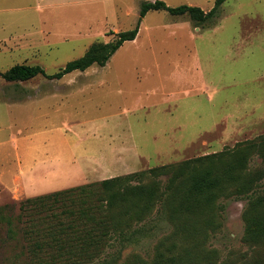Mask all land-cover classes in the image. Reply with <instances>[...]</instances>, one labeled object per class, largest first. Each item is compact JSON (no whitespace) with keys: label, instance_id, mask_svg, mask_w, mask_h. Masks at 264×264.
<instances>
[{"label":"rangeland","instance_id":"rangeland-1","mask_svg":"<svg viewBox=\"0 0 264 264\" xmlns=\"http://www.w3.org/2000/svg\"><path fill=\"white\" fill-rule=\"evenodd\" d=\"M142 1L0 0V72L20 63L57 72L92 43L134 28ZM164 1L209 11L216 0ZM259 135L264 0H226L203 26L187 15L150 10L137 37L104 66L60 79L38 74L8 81L0 74V205L179 163ZM257 166L264 168V161L254 154L251 167ZM219 202L225 204L223 225L208 246L221 257L255 253L264 264V245L255 252L243 241L247 200ZM153 216L151 234L131 243L123 256H152L169 230L165 218ZM10 254L0 247V264H11Z\"/></svg>","mask_w":264,"mask_h":264},{"label":"trees","instance_id":"trees-1","mask_svg":"<svg viewBox=\"0 0 264 264\" xmlns=\"http://www.w3.org/2000/svg\"><path fill=\"white\" fill-rule=\"evenodd\" d=\"M226 0L209 11L199 6H170L164 0H143L134 28L119 31L110 41H96L79 58L54 73L39 64H15L0 74L25 81L42 74L60 79L93 64L106 65L128 40L137 37L150 10L187 15L195 26L213 22ZM114 33V32H112ZM258 154L264 161V135L237 142L222 151L179 163L118 175L99 181L27 197L0 205V247L9 248L11 264H262L255 253L221 257L208 241L223 225L222 197L247 200L242 217L243 241L257 251L264 245L263 167H251ZM163 177V178H162ZM158 213L169 230L154 244L153 254L123 256L131 243L151 234ZM118 243L115 250H110Z\"/></svg>","mask_w":264,"mask_h":264}]
</instances>
